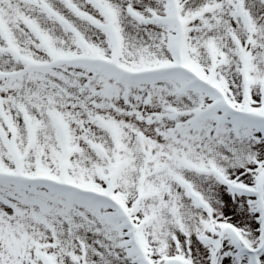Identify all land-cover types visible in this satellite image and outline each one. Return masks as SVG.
Returning <instances> with one entry per match:
<instances>
[{"label": "snow or ice", "instance_id": "1", "mask_svg": "<svg viewBox=\"0 0 264 264\" xmlns=\"http://www.w3.org/2000/svg\"><path fill=\"white\" fill-rule=\"evenodd\" d=\"M0 264H264V0H0Z\"/></svg>", "mask_w": 264, "mask_h": 264}]
</instances>
